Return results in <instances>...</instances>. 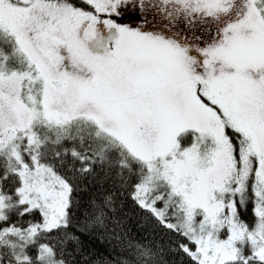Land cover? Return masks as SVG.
<instances>
[{"label": "snow or ice", "instance_id": "snow-or-ice-1", "mask_svg": "<svg viewBox=\"0 0 264 264\" xmlns=\"http://www.w3.org/2000/svg\"><path fill=\"white\" fill-rule=\"evenodd\" d=\"M0 264H264V0H0Z\"/></svg>", "mask_w": 264, "mask_h": 264}]
</instances>
